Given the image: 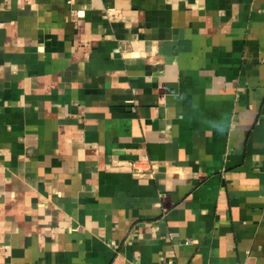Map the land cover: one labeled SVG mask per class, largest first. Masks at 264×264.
<instances>
[{"label": "crops", "instance_id": "1", "mask_svg": "<svg viewBox=\"0 0 264 264\" xmlns=\"http://www.w3.org/2000/svg\"><path fill=\"white\" fill-rule=\"evenodd\" d=\"M264 264V0H0V264Z\"/></svg>", "mask_w": 264, "mask_h": 264}, {"label": "built area", "instance_id": "2", "mask_svg": "<svg viewBox=\"0 0 264 264\" xmlns=\"http://www.w3.org/2000/svg\"><path fill=\"white\" fill-rule=\"evenodd\" d=\"M169 264H173V262H170Z\"/></svg>", "mask_w": 264, "mask_h": 264}]
</instances>
